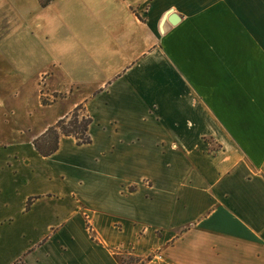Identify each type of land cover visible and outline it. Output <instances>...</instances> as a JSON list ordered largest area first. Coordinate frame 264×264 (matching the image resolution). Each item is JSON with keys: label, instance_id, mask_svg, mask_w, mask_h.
Here are the masks:
<instances>
[{"label": "crops", "instance_id": "0c3cea01", "mask_svg": "<svg viewBox=\"0 0 264 264\" xmlns=\"http://www.w3.org/2000/svg\"><path fill=\"white\" fill-rule=\"evenodd\" d=\"M3 25L27 64L57 32L71 80L12 74L65 102L0 123V264H264V0H0ZM78 105L91 142L40 155Z\"/></svg>", "mask_w": 264, "mask_h": 264}, {"label": "rangeland", "instance_id": "374dc122", "mask_svg": "<svg viewBox=\"0 0 264 264\" xmlns=\"http://www.w3.org/2000/svg\"><path fill=\"white\" fill-rule=\"evenodd\" d=\"M53 21L56 22V20ZM4 28L5 25L0 28V35H2L0 40V123L3 124L8 119L11 123H15L18 128L30 127L33 124L36 127L38 122L45 120L50 116L49 114L56 113L59 106L64 104V95L51 89L45 81L33 79L32 83L31 78L26 76L19 79L20 87L16 89V85H13L15 84L12 77L13 72L15 70L19 71L20 68H23L24 73L25 70L34 72L40 68L43 70L50 68L54 70V74H50L46 80L55 83L70 81L71 76L69 75L71 74L66 72L62 65L60 67L58 65L56 58L58 54L57 32L49 39L42 41L41 38L43 39V37L37 36L41 34V29L35 28L33 30V39H35L34 56L32 61H28L27 64L25 62L27 58L26 51L28 50L26 38L29 39L30 35L25 36V41H22V38L21 40L14 37L10 38V31ZM22 34L26 35L27 32ZM37 75L38 73H36ZM41 99L48 103L41 104ZM4 113H6V116H4ZM121 261H123V264L143 263L138 258L126 255L121 257Z\"/></svg>", "mask_w": 264, "mask_h": 264}, {"label": "trees", "instance_id": "16d2710c", "mask_svg": "<svg viewBox=\"0 0 264 264\" xmlns=\"http://www.w3.org/2000/svg\"><path fill=\"white\" fill-rule=\"evenodd\" d=\"M41 103L45 105L48 102L41 99ZM83 112V106L78 105L69 114L59 119L38 136L33 141V145L38 153L42 156L52 155L57 150L58 141L61 136H72L79 145L90 143L91 139L88 129L92 120ZM140 263L142 264V262Z\"/></svg>", "mask_w": 264, "mask_h": 264}]
</instances>
